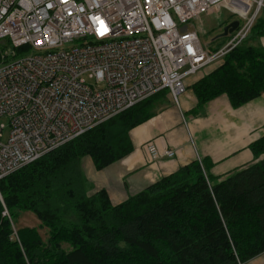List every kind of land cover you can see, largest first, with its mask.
<instances>
[{"label":"trees","instance_id":"obj_1","mask_svg":"<svg viewBox=\"0 0 264 264\" xmlns=\"http://www.w3.org/2000/svg\"><path fill=\"white\" fill-rule=\"evenodd\" d=\"M261 12L248 38L193 84L198 107L220 95L240 107L264 93ZM214 40L220 47L227 38ZM168 95L155 94L0 181V264H245L264 253V158L220 180L195 160L118 205L104 189L88 192L83 160L102 170L128 155L131 129ZM252 149L264 152V136ZM23 211L38 217L46 239L35 227L14 229L11 219Z\"/></svg>","mask_w":264,"mask_h":264},{"label":"built area","instance_id":"obj_2","mask_svg":"<svg viewBox=\"0 0 264 264\" xmlns=\"http://www.w3.org/2000/svg\"><path fill=\"white\" fill-rule=\"evenodd\" d=\"M223 7L244 22L212 51L188 26ZM262 8L263 0H0V40L11 44L0 61V118L10 128L5 139L0 124V181L157 93L178 103L185 80L240 46ZM148 149L153 159L175 155Z\"/></svg>","mask_w":264,"mask_h":264},{"label":"crops","instance_id":"obj_3","mask_svg":"<svg viewBox=\"0 0 264 264\" xmlns=\"http://www.w3.org/2000/svg\"><path fill=\"white\" fill-rule=\"evenodd\" d=\"M259 41L264 46V35ZM212 69L208 66L188 80L177 106L169 95L157 101L155 115L131 129L132 151L128 155L102 170L89 167V159H84L88 192L104 189L111 203L118 205L195 160L207 163L208 173L220 180L263 159L264 152L258 157L252 144L264 136V93L240 107H233L227 95L198 107L192 86ZM150 143L159 152L173 150L175 155L153 159ZM245 264H264V253Z\"/></svg>","mask_w":264,"mask_h":264},{"label":"rangeland","instance_id":"obj_4","mask_svg":"<svg viewBox=\"0 0 264 264\" xmlns=\"http://www.w3.org/2000/svg\"><path fill=\"white\" fill-rule=\"evenodd\" d=\"M201 19H202L201 21H199V20L193 21L192 26H188V27H190L191 29L197 30L202 45L205 48H208L212 51H216L222 46L221 45L219 47L218 46L219 42H216V40H214V39L220 38V37L216 38V36H218L219 34H221L223 32V29L228 22H231L233 20H238L241 23L244 22V19L242 17H240L237 14L231 13L226 8L221 9L218 13H214V14L207 15V16L204 15ZM226 38L228 40V37H226ZM80 44H81V42L76 41L73 44L67 45L65 48L71 49L73 47L80 46ZM10 48H11V44L9 41L0 40V61H2V58H1L2 54ZM54 51H57V50H54ZM6 60L10 61L11 57H7ZM190 78H187L185 80L186 85H187V82ZM180 97L181 96H179V99H180ZM170 98H171V102L173 103V106H177V104L179 102L177 103L172 97H170ZM158 100L161 101V99H158ZM0 124L5 125L4 135H5V139H7L8 135H9V131H10L9 122H8L7 118H0ZM87 158L89 159L87 161L89 164V167L94 168V170H95L93 161L89 157H87ZM3 214H4V211H3ZM4 215L8 216V215H10V213L8 212V214H4ZM10 219H11V217H10ZM11 223H12V226L14 227V229L22 228V227H35L39 230V232L41 233L43 238L46 239V234H47L48 230L42 226L41 221L31 211L20 212L16 221H15V224L12 221V219H11Z\"/></svg>","mask_w":264,"mask_h":264},{"label":"water","instance_id":"obj_5","mask_svg":"<svg viewBox=\"0 0 264 264\" xmlns=\"http://www.w3.org/2000/svg\"><path fill=\"white\" fill-rule=\"evenodd\" d=\"M239 25H240V21L238 20L231 22L230 24L224 27L223 32L219 34L217 37H227L231 35L239 28Z\"/></svg>","mask_w":264,"mask_h":264}]
</instances>
